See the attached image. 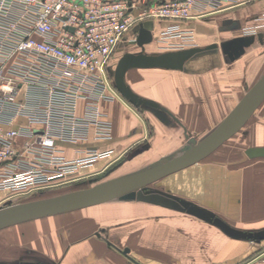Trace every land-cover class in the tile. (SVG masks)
Wrapping results in <instances>:
<instances>
[{"label": "crops", "instance_id": "crops-1", "mask_svg": "<svg viewBox=\"0 0 264 264\" xmlns=\"http://www.w3.org/2000/svg\"><path fill=\"white\" fill-rule=\"evenodd\" d=\"M170 23L153 20L145 53L165 51L157 39ZM180 24L193 34L184 48L216 46L196 53L182 69L126 71L130 89L158 107L130 103L106 70L112 99L100 100L99 106L111 124L110 137L95 139L91 128L83 140L56 139V145L66 159L84 157L89 148L107 153L66 176L101 178L97 183L179 155L189 138L199 141L210 133L264 72V0H222L219 5L204 0ZM137 26L119 43L120 55L125 42L137 45L129 40ZM245 29L251 32L242 33ZM153 70L159 72H148ZM85 103L78 102L79 114ZM204 104L209 108L200 113ZM254 113L206 157L148 188L198 204L234 228L263 229L264 150L250 142L259 123L251 120ZM207 123L209 131L196 138L199 125ZM113 171L117 174L104 178ZM263 256L264 240L230 237L212 223L137 191L0 228V264H257Z\"/></svg>", "mask_w": 264, "mask_h": 264}, {"label": "built area", "instance_id": "built-area-1", "mask_svg": "<svg viewBox=\"0 0 264 264\" xmlns=\"http://www.w3.org/2000/svg\"><path fill=\"white\" fill-rule=\"evenodd\" d=\"M203 1L0 0V193L58 180L106 154L89 148L66 159L56 139L83 140L91 128L95 139L109 138L99 103L112 99L103 73L120 57L119 43L136 24L160 19L171 23L159 48L185 49L193 34L180 23Z\"/></svg>", "mask_w": 264, "mask_h": 264}, {"label": "water", "instance_id": "water-1", "mask_svg": "<svg viewBox=\"0 0 264 264\" xmlns=\"http://www.w3.org/2000/svg\"><path fill=\"white\" fill-rule=\"evenodd\" d=\"M152 27L153 21L151 19L139 23L134 29L137 31L134 42L141 48V51L122 53L114 68L109 69L113 83L119 93L136 106L158 107L155 102L142 98L130 89L125 81V74L128 69L135 67L182 69L185 61L196 53L216 46L212 44L205 48L191 47L148 54L144 52V45L152 40ZM263 100L264 72L210 133L199 141L189 138L190 143L182 147V152L179 155L146 169L109 178L86 188L0 207V228L98 204L137 191L139 193L145 192L159 202L176 206L189 214L212 223L230 237L260 242L264 240V228L259 230L234 228L216 216L215 213L198 204L167 192L151 190L148 186L162 177L206 157L240 130ZM122 252L126 254L128 249L124 248Z\"/></svg>", "mask_w": 264, "mask_h": 264}, {"label": "rangeland", "instance_id": "rangeland-1", "mask_svg": "<svg viewBox=\"0 0 264 264\" xmlns=\"http://www.w3.org/2000/svg\"><path fill=\"white\" fill-rule=\"evenodd\" d=\"M131 33L132 31H129V33H127V36H130ZM122 41H124V39ZM126 43L127 42H125V45L123 47V50H125L124 52L135 53L137 51H140V47H138L137 45H128V44L126 45ZM120 46L122 47V44ZM148 72H159V70H153V71H148ZM149 87L150 86H147V85L145 86V88L147 89H149ZM207 103L208 102H206V104ZM206 104L200 107V113L201 112L205 113L207 111L209 107ZM251 120H257L259 123H257L256 127L254 128L255 136L253 135L254 139H251L250 142H255L257 146H261L264 150V102L257 109V111H255ZM210 127L211 125L208 123L200 124L197 132H195L196 138L200 139L201 137H203L209 131ZM115 174H117V171L110 172L108 175L104 176V178L113 176ZM86 177L81 176V174L79 175L71 174L60 180L58 179V180L46 182L44 184H40L36 187H31L22 193L4 192L0 196V207L9 206V205L29 201V200L54 196V195H58L61 193L78 190L81 188H86L96 183V181H98L99 179L101 180V178L99 179L95 178V179L89 180ZM104 178L102 177V179Z\"/></svg>", "mask_w": 264, "mask_h": 264}]
</instances>
